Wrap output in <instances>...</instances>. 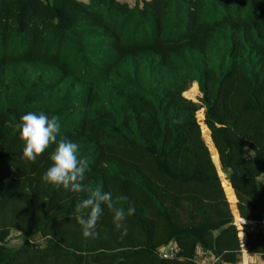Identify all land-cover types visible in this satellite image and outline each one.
<instances>
[{"label":"trees","instance_id":"1","mask_svg":"<svg viewBox=\"0 0 264 264\" xmlns=\"http://www.w3.org/2000/svg\"><path fill=\"white\" fill-rule=\"evenodd\" d=\"M30 111L135 208L126 235L105 208L82 236L88 193L41 182L56 144L21 159ZM235 216L264 220V0H0V264H242L243 233L264 259Z\"/></svg>","mask_w":264,"mask_h":264},{"label":"clouds","instance_id":"2","mask_svg":"<svg viewBox=\"0 0 264 264\" xmlns=\"http://www.w3.org/2000/svg\"><path fill=\"white\" fill-rule=\"evenodd\" d=\"M174 122L180 124L181 120L177 119ZM15 126L20 130L19 138L23 143L21 159L25 161L34 163L50 145L56 144L49 155L51 165L41 176L43 184L54 186L57 189L62 187L73 193H88L87 198L79 201L74 208L77 214L75 219L81 227V234L84 238L98 235L97 224L105 208L112 212V223L115 230L121 232L122 235L127 234V225L124 222L127 217L135 214V208L129 207L125 210L122 207H116L112 192H105L100 188L92 189L83 183L88 167L87 160L78 156L77 143L66 138L57 141L61 129L57 116L52 115L50 118L43 112L37 114L30 111L22 115L20 123ZM116 200L126 201L127 197L121 195L116 197ZM235 224L239 223L236 221ZM246 258L247 256L243 257V259ZM214 261L212 259L209 264Z\"/></svg>","mask_w":264,"mask_h":264},{"label":"built area","instance_id":"3","mask_svg":"<svg viewBox=\"0 0 264 264\" xmlns=\"http://www.w3.org/2000/svg\"><path fill=\"white\" fill-rule=\"evenodd\" d=\"M239 226H241V231H243L244 226H248L252 231L253 230H257V229H262L263 232H264V220L260 223V222L255 221V220H245V219L242 218L241 221H240V225ZM11 244L13 245L14 243L11 242ZM243 253H244V256H247V254H248L246 249L243 251ZM169 256H171V255H168L166 253L165 257H169ZM214 263H215V261L212 262L211 264H214Z\"/></svg>","mask_w":264,"mask_h":264},{"label":"water","instance_id":"4","mask_svg":"<svg viewBox=\"0 0 264 264\" xmlns=\"http://www.w3.org/2000/svg\"><path fill=\"white\" fill-rule=\"evenodd\" d=\"M200 97H201V94H200ZM215 165H216V163H215ZM164 252L167 253L168 250L165 249ZM258 256H260V255H258L257 253H249V254H247V258H248L247 264H264V262L262 261L263 260L262 257L260 256L261 257V259H260ZM245 263H246V261H245V259H243L242 264H245Z\"/></svg>","mask_w":264,"mask_h":264},{"label":"crops","instance_id":"5","mask_svg":"<svg viewBox=\"0 0 264 264\" xmlns=\"http://www.w3.org/2000/svg\"><path fill=\"white\" fill-rule=\"evenodd\" d=\"M224 174V173H223ZM225 175V174H224ZM225 178H226V176H225ZM229 182V181H228ZM236 206V205H235ZM231 207H232V209H233V206L231 205ZM234 210V209H233ZM235 218L237 219V216H235ZM248 238H247V235L245 234V239H242V238H240V244H241V252H242V254H244L243 253V251L245 250V249H247V253H248V246H247V240ZM244 249V250H243ZM165 250V249H164ZM164 250H163V253H164V256L166 255V253L164 252ZM260 259H261V257L260 256H258ZM253 260V259H252ZM206 262H207V264H209L210 262H211V260L210 259H207V260H205ZM245 261H246V263L245 264H247V262H248V258H246L245 259Z\"/></svg>","mask_w":264,"mask_h":264},{"label":"rangeland","instance_id":"6","mask_svg":"<svg viewBox=\"0 0 264 264\" xmlns=\"http://www.w3.org/2000/svg\"><path fill=\"white\" fill-rule=\"evenodd\" d=\"M83 1H88V0H83ZM122 1H126V2H129L131 5H134V0H122ZM194 85V84H193ZM188 92V91H187ZM185 96H186V93H185ZM187 97V96H186ZM188 98V97H187ZM198 98H200V96L198 97ZM198 98H197V100H198ZM193 100V99H192ZM196 100V101H197ZM225 177V176H224ZM226 180H227V178H225ZM228 181V180H227ZM242 219V218H241ZM235 223H236V220H235ZM239 225H240V222H239ZM236 226H238V225H236ZM238 228V230H241V226H238L237 227ZM17 242V241H16ZM263 259V258H262ZM263 262H264V259L262 260ZM204 264H207V262L204 260Z\"/></svg>","mask_w":264,"mask_h":264}]
</instances>
